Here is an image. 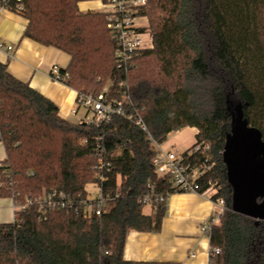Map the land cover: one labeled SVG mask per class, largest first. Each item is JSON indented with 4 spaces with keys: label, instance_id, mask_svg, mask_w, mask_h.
Here are the masks:
<instances>
[{
    "label": "trees",
    "instance_id": "1",
    "mask_svg": "<svg viewBox=\"0 0 264 264\" xmlns=\"http://www.w3.org/2000/svg\"><path fill=\"white\" fill-rule=\"evenodd\" d=\"M83 0H1L28 20L24 36L70 56L63 83L79 93L125 90L131 118L116 115L105 129L66 118L58 105L0 61V197L23 202L30 194L57 189L76 200L98 177L97 145L110 163L104 183L108 205L101 216L36 206L12 222H0V264H178L124 258L131 230L158 232L166 207L140 201L148 192L175 193L169 175L153 164L152 137L163 142L175 131L196 127V142L210 144L211 169L200 192L227 209L208 231L209 264H264V220L232 208L233 186L224 160L232 108L240 104L264 139V0H147L154 45L127 71L116 64L117 43L103 11L79 9ZM147 126L143 130L137 121ZM102 136L100 140L98 137ZM182 154L192 165L204 155ZM261 201V198L259 199ZM220 249L219 253L215 250Z\"/></svg>",
    "mask_w": 264,
    "mask_h": 264
},
{
    "label": "crops",
    "instance_id": "2",
    "mask_svg": "<svg viewBox=\"0 0 264 264\" xmlns=\"http://www.w3.org/2000/svg\"><path fill=\"white\" fill-rule=\"evenodd\" d=\"M78 6L83 12L104 10L102 0H83ZM27 24L28 20L24 16L4 7L0 0V42L14 47L9 54L0 49V61L7 65L9 72L16 78L28 82L34 89L55 102L66 118L73 122L85 121L88 110L77 100L78 91L50 77L51 68L54 65L66 68L70 56L56 47L45 46L25 37ZM189 130L192 131V137L190 136L192 141L186 145L189 140L186 131ZM197 132L196 127L190 126L172 132L171 137L169 135L162 142V146L183 153L194 145ZM5 154L0 149V161L4 159ZM214 192L209 189L205 193L178 191L170 194L160 231H129L124 258L178 264H209V236L202 231L201 225L212 217L214 202L211 196ZM150 207L151 213L153 207L151 205ZM11 208L13 212V202ZM2 220L0 207V222H5ZM191 252H195L196 255L191 257Z\"/></svg>",
    "mask_w": 264,
    "mask_h": 264
},
{
    "label": "built area",
    "instance_id": "3",
    "mask_svg": "<svg viewBox=\"0 0 264 264\" xmlns=\"http://www.w3.org/2000/svg\"><path fill=\"white\" fill-rule=\"evenodd\" d=\"M21 1L17 0L19 9L22 8ZM102 3L103 12L107 15V26L117 43L116 64L118 68L127 71L133 66L136 57L142 51L150 49L154 45L148 19L141 13L142 7L147 3V0H102ZM142 18L147 20L146 25L140 23ZM0 49L5 50L9 54L14 47L0 42ZM50 77L62 82L64 76L61 73V68L54 65L51 68ZM77 100L88 110V116L85 121L102 130L116 115L127 118L132 117L127 111V105L131 104V100L125 90H122V92H111L109 86H107L96 95L78 92ZM137 123L143 130H147L146 124L141 119ZM101 138L102 136H99L98 140ZM148 138L152 141L155 148L153 164L157 173L159 175H169L176 191L200 192L199 179L206 170L211 169L213 166L209 154L210 144L206 142L194 143L191 152L202 153L204 160L200 165H192L184 160L182 153L163 147L162 142L156 141L151 134L148 135ZM97 151L99 158L95 165V172L98 179L87 185L85 197L76 200L72 195L64 191L44 189L38 194H30L23 202L13 199L14 220L19 218L21 211L30 206H36L43 214L54 209L71 207L75 209L76 213L83 212L86 215L101 216L108 205L103 186L108 179L111 165L104 160L100 144L97 145ZM170 194V192H148L141 197L140 201L145 205H156L164 208L167 206ZM213 202L214 211L211 219L201 225V229L205 233H208L213 224L218 223L220 216L227 209L225 199L221 198L213 200ZM215 252L219 253L220 249H216ZM195 255V252L190 253L191 257Z\"/></svg>",
    "mask_w": 264,
    "mask_h": 264
},
{
    "label": "water",
    "instance_id": "4",
    "mask_svg": "<svg viewBox=\"0 0 264 264\" xmlns=\"http://www.w3.org/2000/svg\"><path fill=\"white\" fill-rule=\"evenodd\" d=\"M228 103L231 131L223 155L233 186L232 208L258 224L264 220V139L261 130L249 123L242 106L232 108L229 98Z\"/></svg>",
    "mask_w": 264,
    "mask_h": 264
},
{
    "label": "rangeland",
    "instance_id": "5",
    "mask_svg": "<svg viewBox=\"0 0 264 264\" xmlns=\"http://www.w3.org/2000/svg\"><path fill=\"white\" fill-rule=\"evenodd\" d=\"M140 23H142V25H146L147 20L145 18H142L140 20ZM82 108H84V107L82 106ZM186 132H188V134H189V140H187V143H186V145H187V144H189L192 141L191 138H190V136L192 135V131L189 130V131H186ZM169 137H171V135ZM152 148L155 149L154 146H152ZM0 149H1L2 153H5L4 145L2 144V142H0ZM4 158H5V155H4ZM210 191H215V189L211 188ZM12 202L13 201H12V199L10 197H0V207L2 209V219H3L2 221L12 222V220H14L13 212H12V208H11ZM150 211H151V207L149 205H145L144 206V212L145 213H150Z\"/></svg>",
    "mask_w": 264,
    "mask_h": 264
}]
</instances>
